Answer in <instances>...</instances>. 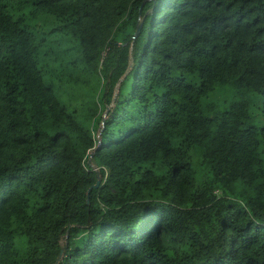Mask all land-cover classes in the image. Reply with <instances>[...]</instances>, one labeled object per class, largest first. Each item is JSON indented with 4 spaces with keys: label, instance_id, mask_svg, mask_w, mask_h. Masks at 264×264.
<instances>
[{
    "label": "trees",
    "instance_id": "1",
    "mask_svg": "<svg viewBox=\"0 0 264 264\" xmlns=\"http://www.w3.org/2000/svg\"><path fill=\"white\" fill-rule=\"evenodd\" d=\"M61 249L264 264V0H0V264Z\"/></svg>",
    "mask_w": 264,
    "mask_h": 264
},
{
    "label": "water",
    "instance_id": "2",
    "mask_svg": "<svg viewBox=\"0 0 264 264\" xmlns=\"http://www.w3.org/2000/svg\"><path fill=\"white\" fill-rule=\"evenodd\" d=\"M141 25H142V20H140V21L137 23V25H136V29H135L134 34H133V38L136 37V35L138 34ZM107 108H108V107H107ZM107 108H106V110H107ZM104 118H105V115L103 114V115H102V118H101L100 126H99V128H98V133H97V138H98V140H99V133H100V130H101V125L103 124ZM96 147H97V146H96ZM96 147H95V148H96ZM92 154H93V150H91V151L89 152V155H88V161H89V159H90V157H91ZM98 175H99V173H98ZM98 183H99V177L97 178L96 182H95L93 185H94V186H97ZM88 194H89V189L87 190V201H88ZM62 253H63V249L60 250V252H59L57 258H56L55 261H54L53 263H51V264H56V263L61 259V257H62Z\"/></svg>",
    "mask_w": 264,
    "mask_h": 264
}]
</instances>
